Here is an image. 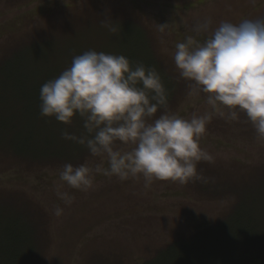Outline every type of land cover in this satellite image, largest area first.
Listing matches in <instances>:
<instances>
[{
	"label": "rangeland",
	"instance_id": "rangeland-1",
	"mask_svg": "<svg viewBox=\"0 0 264 264\" xmlns=\"http://www.w3.org/2000/svg\"><path fill=\"white\" fill-rule=\"evenodd\" d=\"M205 18L213 29L223 21L264 19V0H0V60L27 43L41 60L39 70L54 79L89 50L124 55L133 65L148 53L167 94L174 91L168 111L190 119L210 108L203 94H188L173 56L189 36L204 42L208 34L193 28ZM110 19L115 33L102 26ZM138 27L150 44L142 35L136 48L131 36ZM34 120L33 134L0 132V264H240L244 250L264 261V140L243 114L237 122L213 116L208 123L200 146L214 160L197 166L207 183L154 181L145 188L143 179L94 174L87 193L59 180L64 163L38 164L55 155L74 167L107 168L106 156L87 155L85 146L62 139L63 131L86 134L83 120ZM57 192L74 196L73 203L65 207ZM56 205L65 209L61 217ZM236 205L238 216L198 232L218 225Z\"/></svg>",
	"mask_w": 264,
	"mask_h": 264
},
{
	"label": "clouds",
	"instance_id": "clouds-1",
	"mask_svg": "<svg viewBox=\"0 0 264 264\" xmlns=\"http://www.w3.org/2000/svg\"><path fill=\"white\" fill-rule=\"evenodd\" d=\"M102 26L117 31L111 19ZM193 31L208 35L203 43L191 36L177 43L173 60L180 78L188 82V94H203L210 110L202 115L185 119L169 112L157 70L133 65L124 55L86 51L41 86L40 116L70 125L78 115L86 134L63 131L62 139L85 146L94 157H107V168L64 164L59 180L68 188L87 193L94 174L121 182L143 179L145 188L154 181L207 183L197 166L214 160L200 146L213 116L237 122L243 114L264 140V19L223 21L213 29L212 20L205 18ZM158 109L164 111L157 118ZM117 142L129 150L116 148ZM57 197L65 207L74 201L68 192H57ZM64 210L56 205L54 215L61 217Z\"/></svg>",
	"mask_w": 264,
	"mask_h": 264
},
{
	"label": "trees",
	"instance_id": "trees-1",
	"mask_svg": "<svg viewBox=\"0 0 264 264\" xmlns=\"http://www.w3.org/2000/svg\"><path fill=\"white\" fill-rule=\"evenodd\" d=\"M140 28V27H138ZM141 29V28H140ZM142 35L146 37L145 32L141 29L131 36L132 42L136 48H139V43L142 41ZM147 39V37H146ZM148 44L150 42L146 40ZM30 45H24L20 49L15 50L12 55L0 60V132L9 134H33L32 127L28 123L39 116V94L41 86L52 80L48 74L45 75L44 71L40 69V58L37 55V51L34 48L27 47ZM150 54H152L149 48ZM136 54H139L137 51ZM148 54V53H147ZM139 61L145 67L157 68L154 62V56L149 55ZM174 91L172 90L167 94V106L172 103ZM25 116L29 120H25L21 123ZM27 122V125L25 124ZM90 154L89 151L87 155ZM15 158H19L24 161H30L36 163L30 159H24L19 153H11ZM51 162L68 163L67 160L58 159L57 156H50L45 161L38 164H50ZM238 206L236 205L231 213L218 225L212 227H201L200 231H215L217 226L222 224L226 219L232 216H238ZM239 225V224H238ZM228 229V228H227ZM226 229V231H227ZM245 231V230H244ZM232 245V244H231ZM231 248V246H230ZM240 264H264L260 255L254 254L248 250H244L241 254Z\"/></svg>",
	"mask_w": 264,
	"mask_h": 264
}]
</instances>
